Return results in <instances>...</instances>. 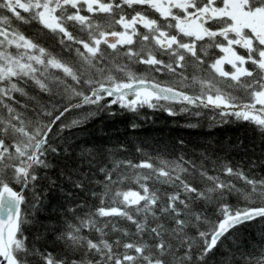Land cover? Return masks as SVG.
Instances as JSON below:
<instances>
[{"label":"snow or ice","instance_id":"1","mask_svg":"<svg viewBox=\"0 0 264 264\" xmlns=\"http://www.w3.org/2000/svg\"><path fill=\"white\" fill-rule=\"evenodd\" d=\"M113 105L260 143L81 138ZM0 264H264V0H0Z\"/></svg>","mask_w":264,"mask_h":264},{"label":"trees","instance_id":"2","mask_svg":"<svg viewBox=\"0 0 264 264\" xmlns=\"http://www.w3.org/2000/svg\"><path fill=\"white\" fill-rule=\"evenodd\" d=\"M136 70L142 71V66H137ZM111 112L115 115L106 113L102 117H97L84 132L79 134L80 137L91 141L94 145L108 148L123 144L128 148L129 153L133 151V145L143 144L146 152L160 155L172 152L174 148L179 152L177 141L183 139L186 149L199 151L202 149L197 146L210 144L213 148L226 149L227 151L221 152L220 155L230 156L237 161L240 159V154L232 151L231 146L240 140L245 144L260 143L256 133L240 122L209 126L208 121L200 119L201 127L190 128L186 125L189 122L196 123L199 118L187 117L184 114L172 117L165 111L146 106L138 115L121 109L119 105H113ZM132 124H136L137 127L133 128ZM130 158L138 159L136 156ZM50 215L51 222L55 223L56 216L53 213H45L41 219L49 222ZM48 239L51 243L52 237L49 236ZM258 240V233L255 234L254 239L249 237V242L252 244H256Z\"/></svg>","mask_w":264,"mask_h":264},{"label":"flooded vegetation","instance_id":"3","mask_svg":"<svg viewBox=\"0 0 264 264\" xmlns=\"http://www.w3.org/2000/svg\"><path fill=\"white\" fill-rule=\"evenodd\" d=\"M216 51L219 54V51L218 50H216ZM238 51H241V53H243V50H241V49H238ZM225 67H228V66L226 65Z\"/></svg>","mask_w":264,"mask_h":264}]
</instances>
